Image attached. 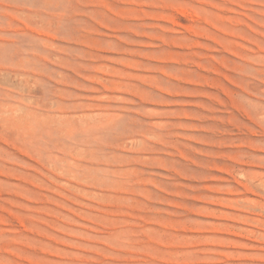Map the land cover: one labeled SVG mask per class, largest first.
Wrapping results in <instances>:
<instances>
[{"label":"rangeland","instance_id":"rangeland-1","mask_svg":"<svg viewBox=\"0 0 264 264\" xmlns=\"http://www.w3.org/2000/svg\"><path fill=\"white\" fill-rule=\"evenodd\" d=\"M0 264H264V0H0Z\"/></svg>","mask_w":264,"mask_h":264}]
</instances>
